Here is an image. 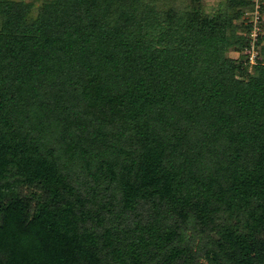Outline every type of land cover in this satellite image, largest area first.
Here are the masks:
<instances>
[{
  "label": "trees",
  "instance_id": "16d2710c",
  "mask_svg": "<svg viewBox=\"0 0 264 264\" xmlns=\"http://www.w3.org/2000/svg\"><path fill=\"white\" fill-rule=\"evenodd\" d=\"M253 8L0 0V264H264Z\"/></svg>",
  "mask_w": 264,
  "mask_h": 264
},
{
  "label": "built area",
  "instance_id": "2783aa9c",
  "mask_svg": "<svg viewBox=\"0 0 264 264\" xmlns=\"http://www.w3.org/2000/svg\"><path fill=\"white\" fill-rule=\"evenodd\" d=\"M246 16L248 24L250 25V45L246 47V51L249 54L250 63L254 64L256 63L259 54L257 42L261 36H264L261 0H254V8L248 11Z\"/></svg>",
  "mask_w": 264,
  "mask_h": 264
},
{
  "label": "rangeland",
  "instance_id": "374dc122",
  "mask_svg": "<svg viewBox=\"0 0 264 264\" xmlns=\"http://www.w3.org/2000/svg\"><path fill=\"white\" fill-rule=\"evenodd\" d=\"M203 1L205 3V9H206V11L209 12V13H213L226 0H203ZM231 55L232 56H236V57L239 56V54L238 53H235V52H231Z\"/></svg>",
  "mask_w": 264,
  "mask_h": 264
}]
</instances>
